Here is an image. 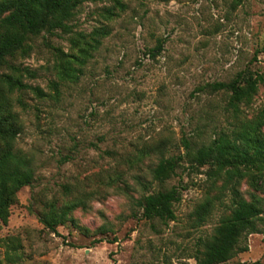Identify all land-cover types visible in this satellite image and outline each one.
<instances>
[{"label": "rangeland", "instance_id": "obj_1", "mask_svg": "<svg viewBox=\"0 0 264 264\" xmlns=\"http://www.w3.org/2000/svg\"><path fill=\"white\" fill-rule=\"evenodd\" d=\"M70 25L71 34L40 35L28 56L10 61L45 97L5 89L20 129L14 149L34 179L0 221V264H196L230 214L234 189L260 200L264 228V176L254 189L184 161L164 183L152 179L161 158L185 154L182 139L199 146L230 129L227 95L202 87L244 73L264 79V0L84 2ZM71 39L99 44L77 66V81L60 82V63L77 54ZM159 41L163 49L152 56ZM3 75L15 76L9 68ZM262 107L264 81L240 109L252 118ZM171 187L180 191L176 219H142L137 201ZM68 206L54 232L41 222ZM241 245L246 251L222 264H264L263 234Z\"/></svg>", "mask_w": 264, "mask_h": 264}, {"label": "trees", "instance_id": "obj_2", "mask_svg": "<svg viewBox=\"0 0 264 264\" xmlns=\"http://www.w3.org/2000/svg\"><path fill=\"white\" fill-rule=\"evenodd\" d=\"M102 0H0V70L9 68L15 76L3 75L0 79V141L4 150L0 152V221L8 218V209L17 192L32 184L34 173L28 161L14 149V141L20 133L16 125L17 115L7 106L9 97L5 93L13 90L31 89L39 97H45L38 87H29L21 81L23 70L13 66L10 61L16 57H26L32 50L31 42L40 35L55 36L58 32L71 34L70 22L77 8L84 2L96 3ZM104 33V35H106ZM76 55H71L60 63L58 79L60 82L78 80L80 68L91 57V51L97 48L84 43L79 46L75 39ZM163 43L159 41L151 50V55L160 54ZM17 74V75H16ZM264 81L262 75L253 77L250 74H239L228 83L217 82L200 89L210 94L227 95L226 111L230 113V129H221L219 134L208 143L199 146L188 139H182L181 146L185 154L161 158L152 170V179L164 183L175 176L184 161L191 168L208 167L213 177L224 176L227 182L239 183L246 180L249 185L258 189L264 176V107L252 118H247L241 106L252 103L258 84ZM58 82L53 89L58 94ZM180 201L177 187L142 196L137 201L141 218L147 221L157 220L167 223L176 219L174 205ZM208 205L199 210V216H205ZM71 206L43 215L41 222L51 231L62 224ZM263 209L260 200L252 196L245 200L237 190L233 191L230 214L223 218L214 235L204 244L203 251L195 257L196 264H222L232 259L236 253L246 251L241 244L251 234H263L259 228Z\"/></svg>", "mask_w": 264, "mask_h": 264}]
</instances>
